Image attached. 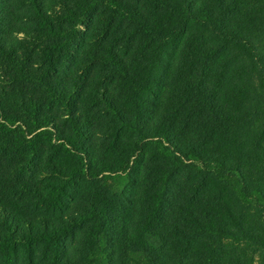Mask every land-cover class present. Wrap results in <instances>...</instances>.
Listing matches in <instances>:
<instances>
[{"label": "trees", "instance_id": "obj_1", "mask_svg": "<svg viewBox=\"0 0 264 264\" xmlns=\"http://www.w3.org/2000/svg\"><path fill=\"white\" fill-rule=\"evenodd\" d=\"M0 264H264V0H0Z\"/></svg>", "mask_w": 264, "mask_h": 264}, {"label": "rangeland", "instance_id": "obj_2", "mask_svg": "<svg viewBox=\"0 0 264 264\" xmlns=\"http://www.w3.org/2000/svg\"><path fill=\"white\" fill-rule=\"evenodd\" d=\"M234 80L236 81V80H238V79L235 78ZM235 81H233V83H235ZM228 82H229V80L227 79V80H226V83H228ZM225 99H230V98L227 97V98H225ZM225 103H226L227 105H229V107H231V108H236V107H234L235 105H233V103H230V101H228V102L225 101ZM82 188H83L82 192L85 194V192H88V191L90 190L91 187H88L87 185H84Z\"/></svg>", "mask_w": 264, "mask_h": 264}]
</instances>
